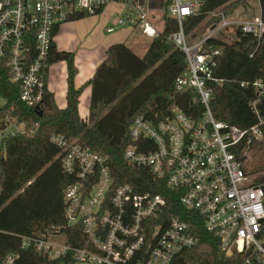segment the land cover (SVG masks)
<instances>
[{
  "label": "built area",
  "instance_id": "built-area-1",
  "mask_svg": "<svg viewBox=\"0 0 264 264\" xmlns=\"http://www.w3.org/2000/svg\"><path fill=\"white\" fill-rule=\"evenodd\" d=\"M111 4L121 11L116 25L106 29L108 34L139 29L143 36L154 39L161 32L151 20L146 0H0V60L7 62L11 82L19 87L23 103L35 107L41 101L43 65L55 40L54 29L75 13L94 15ZM199 7L194 0H173L169 15L178 21L179 30L166 38L183 52L187 65L176 81L177 89L196 90L205 113L199 121H192L175 106L169 116L157 122L138 116L130 127L133 143L124 158L133 166L148 167L155 179L166 180L179 192V204L197 214L229 257H246L248 263L254 257L256 264H264V188L257 183L258 175L245 171L236 149L249 134L261 139L264 121L240 131L215 119L208 82L214 80L220 51L206 46L208 38L231 26L259 43L264 38V21L261 17L238 21L215 11L210 16L220 21L210 34L191 41L182 22L197 15ZM253 87L264 96L261 81ZM6 105L0 96V111ZM252 107L258 115L257 104ZM23 132L25 124L18 118L0 115V153L4 137ZM51 141L61 150L63 172L75 179L64 192V216L69 227L81 229L78 246L70 247L64 235H49L46 239L23 237V247L33 246L51 259L73 252L78 264H173L185 249L195 245L189 221L166 218L165 198L138 193L130 184L116 186L106 158L58 135ZM57 236L65 240L53 241ZM13 263L11 257L0 264Z\"/></svg>",
  "mask_w": 264,
  "mask_h": 264
},
{
  "label": "trees",
  "instance_id": "trees-1",
  "mask_svg": "<svg viewBox=\"0 0 264 264\" xmlns=\"http://www.w3.org/2000/svg\"><path fill=\"white\" fill-rule=\"evenodd\" d=\"M200 7L197 15L187 17L182 26L186 36L195 38L196 30L215 11L231 16L248 0H194ZM173 0H163L160 20L162 30L149 44L144 56L137 55L125 42L115 43L106 50V58L97 66L94 76L76 87L79 70L73 52L60 51L55 40L43 65V90L40 103L29 107L20 99V89L11 82L7 62L0 60V96L7 102L1 116L10 115L25 124V132L4 137L0 153V263L14 257L13 264H78L74 253L58 259L38 252L33 246L23 247V237L46 239L49 235H64L70 247L78 246L80 228L69 227L64 216V192L75 179L62 170L61 150L51 138L54 135L74 142L107 159L115 185L130 184L138 193L160 195L167 200L166 218L181 217L193 226L196 243L185 249L173 264H256L246 257H229L221 248L218 237L207 231L197 214L179 204L180 193L172 190L166 180H157L148 167L133 166L124 158L133 143L130 127L138 116L157 122L170 115L177 106L192 121H199L205 107L194 89L179 91L176 81L186 70L185 56L168 36L178 32L179 24L169 15ZM260 17L264 21V0H259ZM79 12L66 22L97 16ZM210 19L217 24L220 19ZM64 24V23H63ZM60 27L54 29V38ZM134 31V30H132ZM206 46L220 51L212 89L210 109L216 120L240 131L264 121V96L258 95L253 83L264 84V38L257 42L252 35L237 30L236 39L227 43L214 37ZM32 57L35 55L30 46ZM65 62L67 66L66 107L60 109L54 94L48 89L50 68ZM215 80H221L216 83ZM249 83L248 86H242ZM90 88L89 115L79 114L80 98ZM257 104L258 115L252 104ZM262 137L246 136L236 147L244 163L254 149L264 150ZM257 183L264 188V162L252 170Z\"/></svg>",
  "mask_w": 264,
  "mask_h": 264
},
{
  "label": "crops",
  "instance_id": "crops-1",
  "mask_svg": "<svg viewBox=\"0 0 264 264\" xmlns=\"http://www.w3.org/2000/svg\"><path fill=\"white\" fill-rule=\"evenodd\" d=\"M120 11L121 8L119 6L116 7L112 5L104 9L103 13L100 14V16H102V21L100 23L101 28L98 37L99 44L88 49L85 47L90 43L88 41L89 36H85L84 41H81V36H78L75 31V24H78V26L82 28L81 23L88 21L90 16L82 20L73 21L77 22L70 26L73 31L65 30L66 33L64 35L60 33V27L55 37V42L58 50L73 52L75 54V64L79 70L75 78L76 87H81L94 76L97 66L106 58V50L109 46L122 42H125L127 45L135 32L139 30L132 31L131 29L124 28L118 29L112 34H108L106 29L116 25L114 20L119 16ZM48 89L54 94L58 107L64 109L66 107L67 94V66L65 62L58 63L50 68ZM90 97L91 89L87 88L80 98L79 114L82 119H87L89 115Z\"/></svg>",
  "mask_w": 264,
  "mask_h": 264
},
{
  "label": "rangeland",
  "instance_id": "rangeland-1",
  "mask_svg": "<svg viewBox=\"0 0 264 264\" xmlns=\"http://www.w3.org/2000/svg\"><path fill=\"white\" fill-rule=\"evenodd\" d=\"M148 5L151 8V20L156 23L157 27L160 29L162 27V21L160 17L162 16L161 9L163 0H146ZM112 6L118 7L117 4H111ZM260 17V7L258 0H248L245 5L239 6L236 11L232 14V18L238 21H255ZM89 20L81 23L82 28L75 24L77 22H66L62 24L60 33L64 35L66 32L65 30L73 31L70 28L71 25L76 26L75 31L77 32L78 36H81V41H84L85 36H89V44L85 48H91L92 46L99 44L98 37H99V30L101 28V21L102 16L95 15L90 16ZM117 18H115V24L117 23ZM212 17L209 15L208 19L202 23V25L196 30L195 38L189 37L191 41H199L202 40L205 36L210 34V30L214 22H210L209 20ZM214 18L213 20H215ZM236 26H231L227 29L220 31L214 38L222 40L227 43H231L236 39ZM60 37V36H59ZM60 39V38H59ZM152 39H149L143 36L140 31H136L135 34L132 36L130 41L128 42L127 46L131 48L137 55L144 56L149 44L151 43ZM18 128L24 129V126L17 125ZM264 162V150L254 149L250 153L247 154V161L245 162V166L247 169H253L256 165ZM258 175V174H255ZM53 241L63 242L65 240L64 236H57L52 238ZM79 264H88V263H79Z\"/></svg>",
  "mask_w": 264,
  "mask_h": 264
}]
</instances>
